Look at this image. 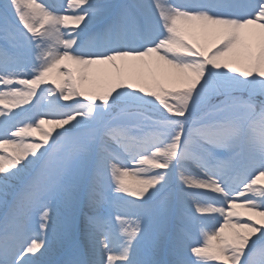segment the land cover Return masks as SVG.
<instances>
[{"label":"snow or ice","instance_id":"snow-or-ice-1","mask_svg":"<svg viewBox=\"0 0 264 264\" xmlns=\"http://www.w3.org/2000/svg\"><path fill=\"white\" fill-rule=\"evenodd\" d=\"M0 40V264H264V0H3Z\"/></svg>","mask_w":264,"mask_h":264},{"label":"rangeland","instance_id":"rangeland-1","mask_svg":"<svg viewBox=\"0 0 264 264\" xmlns=\"http://www.w3.org/2000/svg\"><path fill=\"white\" fill-rule=\"evenodd\" d=\"M50 2L56 4L59 7L64 2V0H50ZM2 3H3V0H0V4H2ZM3 44H4V41L3 40H0V45H3ZM42 87H44V86H42ZM36 103H37V98L34 97L33 100H32V104H36ZM44 103L46 104L47 101L45 100ZM61 103L63 104L65 102L61 101ZM24 107H31V105H25ZM0 108H2V106H0ZM13 111H19V109H13ZM46 127H49V125H46ZM38 135L39 134H37V136ZM134 182H135V178H129V183L130 184H134ZM129 199H133V198L129 197ZM64 215H65L66 218H70V213L65 212ZM2 216H3V209L0 208V218H2ZM78 227L81 230V233H80L78 239L80 241H82L84 239L83 234H82V230L84 228V219H83V216H81L79 218Z\"/></svg>","mask_w":264,"mask_h":264}]
</instances>
